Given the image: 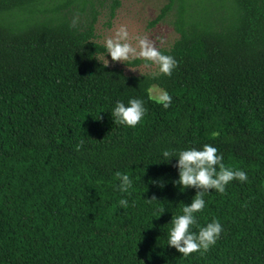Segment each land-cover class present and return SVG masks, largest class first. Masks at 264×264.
<instances>
[{
	"label": "trees",
	"instance_id": "16d2710c",
	"mask_svg": "<svg viewBox=\"0 0 264 264\" xmlns=\"http://www.w3.org/2000/svg\"><path fill=\"white\" fill-rule=\"evenodd\" d=\"M93 6L0 0V264H264V0H165L150 25L171 14L177 38L158 49L177 62L169 75L101 63ZM129 98L145 108L133 127L111 117ZM205 143L247 180L205 192L190 230L213 218L222 230L184 256L167 232L200 189L174 184L161 153Z\"/></svg>",
	"mask_w": 264,
	"mask_h": 264
},
{
	"label": "clouds",
	"instance_id": "9594fccd",
	"mask_svg": "<svg viewBox=\"0 0 264 264\" xmlns=\"http://www.w3.org/2000/svg\"><path fill=\"white\" fill-rule=\"evenodd\" d=\"M129 33L125 25H120L112 36L103 40L104 54L111 61H125L130 55L135 58H142L146 63L152 62L157 65L158 72L169 75L176 66V60L171 55H166L154 48L145 37H137V48L129 42ZM107 63V60H105ZM157 94L152 99L167 108L171 97L166 91L156 90ZM145 114L143 101L138 98H129L127 103L117 100L112 107L111 117L115 123L133 127L141 121ZM216 135V133H213ZM162 162L167 163L168 158L175 157L178 175L174 184H178L181 189L186 187L200 189L197 191L191 202L183 205L181 213L172 216L170 228L167 232L166 245L175 249L176 252L187 256L190 253L207 251L213 245L221 233V224L216 219H211L203 226H197L198 231H191V227L196 225L195 213L205 207L204 194L208 189H215L223 193L225 185L233 180L246 181L247 173L241 169L226 167L222 162V157L218 154L216 147L205 143L200 148H185L176 152L163 150L161 153ZM215 166V167H214ZM119 178L118 190L127 193L132 188V179L125 173L117 172ZM119 206H128V201L121 196L118 201ZM163 212V207L159 209V214ZM150 259V256H146ZM143 264V261H140Z\"/></svg>",
	"mask_w": 264,
	"mask_h": 264
},
{
	"label": "rangeland",
	"instance_id": "374dc122",
	"mask_svg": "<svg viewBox=\"0 0 264 264\" xmlns=\"http://www.w3.org/2000/svg\"><path fill=\"white\" fill-rule=\"evenodd\" d=\"M94 10L97 12L94 24L95 41L103 45L106 37L112 36L120 25H125L129 33L128 42L135 48H139L137 37H145L154 48L168 49L176 40L171 21V14L167 15L161 22L151 26L150 22L157 16L165 0H119L118 7L114 10V16L109 17V6L111 0H93ZM98 60L104 65L117 68L126 75L140 76L156 72V65L142 58L130 55L125 61H111L107 55H99ZM107 60V63H105ZM161 90L156 85L149 88V96L152 98Z\"/></svg>",
	"mask_w": 264,
	"mask_h": 264
}]
</instances>
